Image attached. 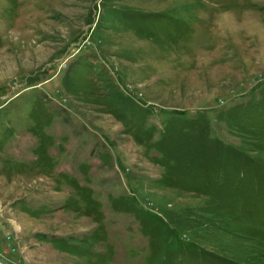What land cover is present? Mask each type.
<instances>
[{"label":"rangeland","instance_id":"1","mask_svg":"<svg viewBox=\"0 0 264 264\" xmlns=\"http://www.w3.org/2000/svg\"><path fill=\"white\" fill-rule=\"evenodd\" d=\"M0 264H264V0H0Z\"/></svg>","mask_w":264,"mask_h":264}]
</instances>
